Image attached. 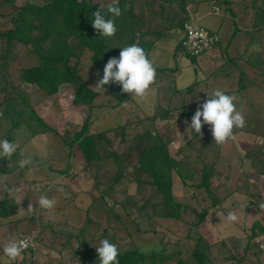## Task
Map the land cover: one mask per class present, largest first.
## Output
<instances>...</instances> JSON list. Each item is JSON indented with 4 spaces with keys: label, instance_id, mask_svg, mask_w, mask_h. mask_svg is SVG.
Segmentation results:
<instances>
[{
    "label": "rangeland",
    "instance_id": "rangeland-1",
    "mask_svg": "<svg viewBox=\"0 0 264 264\" xmlns=\"http://www.w3.org/2000/svg\"><path fill=\"white\" fill-rule=\"evenodd\" d=\"M50 1L0 0V140L8 136L19 145L10 161L1 165L6 171H0V200L23 199L17 213L3 220L0 227V264H98L96 247L101 239L116 244L120 251L157 253L156 264H180L181 260V264H199L191 254L201 239V248L210 258L207 264H263L259 241L264 234L256 237L253 232L256 223L264 226V209L259 207L264 203V92L258 85L264 80V69L242 64L247 76L237 93L241 85L234 75H239L240 69L224 63L203 86L201 98L216 89L234 95L236 107L245 117V127L234 129V139L217 145L211 125L203 120L202 135L188 129L191 119L183 116L186 107L181 103L189 105L193 95L174 92L176 86L196 76V64L182 58V68L181 59L163 52L178 47L180 5L189 3L198 23L206 27L219 19L213 12L214 7L220 8L215 13L222 11L217 0H156L155 8L174 4L173 19H167V12L155 23L150 22L152 15L141 21L140 31L153 27L162 31L161 36L142 38L160 50L154 52L156 81L145 98H132L117 108L116 99L106 89L104 93L94 89L103 72L93 64L89 49L76 51L79 59L74 56L70 65L99 93L92 108L74 103L70 84L61 85L50 95L24 80V69L41 64V60L30 45L18 41L8 45L5 33L14 29L13 18L23 5L44 6ZM86 1L105 8L121 0ZM147 1L136 3L138 15ZM201 7L209 15L206 18L198 11ZM258 22L264 24V17ZM257 36H253L254 41L260 40ZM261 54L264 60V52ZM179 73L180 80L176 79ZM227 73L232 76L229 81H225ZM12 97L16 99L10 100ZM20 111L22 115L17 114ZM88 117L87 135L96 137L101 155L91 164L79 144H71ZM45 125L52 130L42 133ZM151 137H160L159 143L167 145L177 163L172 172L173 199L181 207L177 219L163 214V195L139 165L141 150L150 146ZM22 158H31L33 163L21 168ZM210 170L209 193L200 185ZM41 194L56 199L52 210L40 208L37 202ZM29 204L35 207L33 212L27 211ZM229 211H236L238 222H227ZM27 235L32 238L31 247L16 261H9L3 254L4 244L9 238L19 240ZM229 237L244 242L230 245Z\"/></svg>",
    "mask_w": 264,
    "mask_h": 264
},
{
    "label": "trees",
    "instance_id": "trees-1",
    "mask_svg": "<svg viewBox=\"0 0 264 264\" xmlns=\"http://www.w3.org/2000/svg\"><path fill=\"white\" fill-rule=\"evenodd\" d=\"M138 1L121 0L117 4L121 9V15L118 19L107 13V7L102 8L86 0H52L44 6L35 4L23 5L18 9L16 17L13 18L15 22L14 29L5 33V36L7 37L8 45H11L14 41H18L25 46L30 45L32 48L31 52L41 60V64L24 69V80L30 84H37L41 90L50 95L56 94L61 85L70 84L74 87V103L92 108L99 93L89 88L76 69L70 65L74 56L79 59V56H76V51L81 48L92 51V62L101 72H103L104 66L110 58L119 57L122 47L133 43L142 47L151 59L150 53L155 47V43L142 38L152 34L161 36L162 31L158 30L157 27L140 31L141 21L152 15L150 22L155 23L158 19L164 18L167 12V19H173L174 4L157 3L160 7L155 8L157 1L148 0L145 7H142L141 14L138 15L135 7ZM99 8L105 12L107 18L115 20L117 32L113 37H100L98 31L92 26L93 13ZM186 8V4L179 6L182 12ZM186 20L183 17L178 18L177 29L180 27L182 31L183 23ZM139 37L140 39H137ZM72 40H74L73 43ZM5 58H7V55ZM160 71H163V69H160ZM195 86L189 87V90H193ZM104 87L117 101L114 108L132 99L130 94L123 93L121 87L116 84H109ZM15 99L16 97H12L10 100ZM17 114L22 115V111L17 112ZM153 120L151 121L153 122ZM39 121L42 120L39 119ZM89 127L90 117L85 121L82 129L75 134L71 144H79L89 164H91L93 161L100 159L101 155L97 148L96 137L87 135ZM50 130L52 128L45 125L44 130L41 132H49ZM148 137H150V133H148ZM5 139L11 140V137L6 136ZM148 139L150 146L141 150L139 165L143 171L149 173L158 192L163 195V214L177 219L180 216L181 207L174 201L172 191V172L177 169V163L170 157L167 145L162 143V141L159 143L160 137ZM9 161L6 158L0 160V171H6L1 165L7 164ZM211 174H213L212 170L206 172L200 185V187H206L209 193L211 192L209 184ZM18 206L17 202L8 198L0 200V227L4 222L3 220L17 213ZM206 214H202L201 221L204 220ZM262 234H264V226L256 223L253 236L259 237ZM250 242L251 240L249 244ZM201 244L202 239L191 255L199 264H207L210 258L207 251L201 248ZM249 248L247 247V250ZM156 256L157 253H149L139 249L119 250L118 264H156V261H154ZM97 262L99 264V257ZM181 263H183L182 260L180 261ZM230 264L238 263L231 262Z\"/></svg>",
    "mask_w": 264,
    "mask_h": 264
},
{
    "label": "clouds",
    "instance_id": "clouds-1",
    "mask_svg": "<svg viewBox=\"0 0 264 264\" xmlns=\"http://www.w3.org/2000/svg\"><path fill=\"white\" fill-rule=\"evenodd\" d=\"M107 13L113 17L121 15V9L117 4L107 5ZM92 26L96 29L100 37L110 38L117 32L115 20L107 18L104 11L99 8L93 13ZM156 81L155 61L150 59L146 51L139 45L133 43L122 47L119 57L110 58L103 69V76L99 79L94 89L105 92V85L116 84L121 87L123 93H128L135 98H145L152 85ZM208 98L198 106L191 119L188 129L194 130L195 134L202 135L203 124L211 125L213 139L217 145H223L228 140L234 139V129L245 127V117L242 111L236 107V97L225 94L222 90L216 89ZM2 115V113H0ZM203 120V124H202ZM187 124L188 122L185 121ZM19 145L8 139L0 140V157L11 159L17 152ZM23 152L21 156L23 157ZM33 163L31 158H22L19 161L21 168ZM16 191H19L17 189ZM23 199H17L21 203ZM38 205L45 210H52L57 201L55 198H48L41 194ZM264 209V203L259 206ZM35 207L28 205V212H33ZM229 223H236L239 217L236 211H229L226 216ZM30 238L17 240L9 238L3 246V254L9 261H16L29 246ZM99 257V264H118L119 250L116 244L108 239H101L99 247H96Z\"/></svg>",
    "mask_w": 264,
    "mask_h": 264
},
{
    "label": "crops",
    "instance_id": "crops-1",
    "mask_svg": "<svg viewBox=\"0 0 264 264\" xmlns=\"http://www.w3.org/2000/svg\"><path fill=\"white\" fill-rule=\"evenodd\" d=\"M198 1L199 3H201V0ZM217 2L218 6L221 7L222 11L220 13H215L214 11L213 12L216 15L219 14L217 16H219L218 20L220 21L213 20L212 23H210L206 27H208L207 29L218 32L220 34L222 39L221 44L215 49L206 52L205 55L203 54V57L201 56L197 59H190L196 64L194 66V68L196 69V76L194 78L190 76V80L188 83L180 84V86L178 87L176 86V89L174 91L175 93L187 92L185 95L186 97L193 95L194 100L189 105H184L183 103H181V106L183 108L186 107L183 109V116H187L190 119H192L198 106L208 98V96L205 98H201L199 96L200 93L202 94L203 86H207L209 84L213 75H216V73L219 72L224 63L234 64L237 68L240 69L239 75H237V73L234 75L235 77L238 76L241 85L237 89V93L242 89V87H244L243 84L247 76V73H245V71L241 68L242 64L249 65L250 67L259 69L261 71L264 69V60L261 54V52H264V24L258 22L259 17H264V0H217ZM186 6L191 8L189 3H187ZM203 10L204 9L201 7L198 11H201L200 15L202 18H206L209 15ZM193 11L194 10H191L190 14H188L186 9L185 11L181 12L179 19L183 17L187 20L192 21L195 24L200 25L198 23L200 20L199 18H197V15L194 17ZM176 34V39L178 40L177 46L179 47V42L182 37L180 27H178ZM254 35H258L257 37H260V40L256 39L254 41ZM259 43L261 45H259ZM178 47H171L169 50L163 49V52L167 54L169 53L170 55H172V58L181 59L182 65H180V67L183 68L184 59L182 58L188 57H184L180 53ZM155 51L160 52L157 45L155 48H153L151 52V59L153 60L154 57H157V55H154ZM168 69V71H175L174 68ZM224 77L225 81H229L232 79L231 74L228 73L225 74ZM180 78H182V73H179L176 79L180 80ZM193 85H196L195 88L193 90H189V87ZM258 85L264 92V80L261 81V83H259ZM262 131H264V129ZM227 239L228 244L230 245L233 244V242H244L241 239H237V237H229ZM259 243L262 246L261 259L264 264V239L261 242L259 241ZM223 264L230 263L227 262Z\"/></svg>",
    "mask_w": 264,
    "mask_h": 264
},
{
    "label": "built area",
    "instance_id": "built-area-1",
    "mask_svg": "<svg viewBox=\"0 0 264 264\" xmlns=\"http://www.w3.org/2000/svg\"><path fill=\"white\" fill-rule=\"evenodd\" d=\"M188 14H190L191 9L186 8ZM214 12H219V7L213 8ZM182 37L180 40V53L184 57L190 59H196L208 51H211L221 44V36L218 32L207 29L203 26L193 23L190 20H186L183 23ZM30 238L29 246L25 249H29L32 244V238L27 235L24 238ZM23 238V239H24Z\"/></svg>",
    "mask_w": 264,
    "mask_h": 264
}]
</instances>
